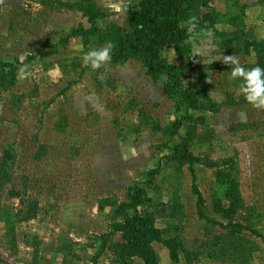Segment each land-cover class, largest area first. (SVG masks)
I'll list each match as a JSON object with an SVG mask.
<instances>
[{"label":"rangeland","instance_id":"374dc122","mask_svg":"<svg viewBox=\"0 0 264 264\" xmlns=\"http://www.w3.org/2000/svg\"><path fill=\"white\" fill-rule=\"evenodd\" d=\"M83 1L0 0V58L34 59L23 78L17 69L0 86V160L6 152L14 158L13 179L0 191V264H93L105 238L99 264H112L123 243L121 235L110 234L121 221L116 207L131 202L137 183L153 201L144 213L155 217L163 237L184 242L179 263L167 247L154 244L162 264H235L225 261L235 250L238 264H264V111L246 103L223 62L236 55L245 68L257 66L264 0L207 1L196 23L211 27H196L187 43L164 49L169 63L197 68L182 74L199 101L200 109L190 111L197 122H185L178 134L174 127L187 106L166 95L165 80L155 81L140 58L121 64L112 46L111 60L100 69L83 62L86 52L108 45L97 38L86 44L79 34L93 26ZM140 2L94 0L98 25L115 24L135 36L130 14ZM208 14L217 16L214 22ZM228 159L237 165L247 206L260 213L252 221L257 234H233L200 218L196 189L205 214L230 221L228 200L220 206V169L211 164ZM159 167L156 181L145 184L147 173ZM14 187L26 205L10 194ZM31 204L38 215L23 220ZM208 252L225 259L208 258Z\"/></svg>","mask_w":264,"mask_h":264},{"label":"trees","instance_id":"16d2710c","mask_svg":"<svg viewBox=\"0 0 264 264\" xmlns=\"http://www.w3.org/2000/svg\"><path fill=\"white\" fill-rule=\"evenodd\" d=\"M212 0H141L139 8L130 14L131 24L135 31V36L122 30L115 24L102 29L98 25L101 19L94 0H85L82 3V9L92 28L81 29L80 35L84 38L86 44L93 38H97L100 44H111L113 48L114 59L124 64L131 58H140L147 69L148 74L155 80H165V93L170 97H178L187 106V115L180 119L175 127L174 133L178 134L184 123H196L197 118L190 114V111L200 109L199 101L194 93L187 89L183 84L182 74L187 71H195L197 68L184 63H169L164 57V49L168 46H181L187 43L194 32H189L185 23L190 18L198 15V10L205 5V2ZM215 17L208 14V20L215 21ZM210 25L198 27L200 30L209 29ZM256 56L258 58L257 66L264 67V41L257 42ZM33 58H28L23 63H11L0 58V86L7 82V79L21 66L26 65ZM204 124V118H200ZM182 145L174 147L175 153L180 152ZM14 158L8 152L0 160V191L13 179ZM212 166L220 169L218 181L222 186L224 195L220 198V206L223 207V199L228 200L229 207L224 208V214L230 218L228 223L217 222V220L205 214L203 206L205 199L201 192L196 189V195L199 199L200 218L213 226H218L231 233L238 231H250L257 234L252 227L254 218L260 216L259 211L254 206H247L240 189L238 178L234 174L236 163L233 159H228L221 163H211ZM161 174V167L153 169L147 173L149 180L145 183L153 184L156 178ZM10 194L19 197L26 205L27 201L21 195L22 193L14 187ZM152 199L147 189L142 183H137L131 188V202L116 207V215L121 219L113 224L110 234L122 236L123 243L113 255L112 264H134L136 259H140L144 264H162V260L156 251L154 244L158 243L167 247L171 253V258L175 263L180 261V252L185 248L184 242L178 238L165 239L161 229L157 226L154 216L145 214L144 211L152 207ZM240 211V213H239ZM37 205H29L23 220L29 221L37 217ZM108 241L105 238L102 248L97 251L93 259V264H99V260L105 254ZM208 246V244H203ZM212 248V247H210ZM208 258L224 260V253L218 254L208 252ZM229 263H239V251L235 250L229 253ZM201 255H196L199 259Z\"/></svg>","mask_w":264,"mask_h":264},{"label":"clouds","instance_id":"9594fccd","mask_svg":"<svg viewBox=\"0 0 264 264\" xmlns=\"http://www.w3.org/2000/svg\"><path fill=\"white\" fill-rule=\"evenodd\" d=\"M188 31L193 32L197 23L195 18H190L187 22ZM11 46V45H9ZM211 51V50H210ZM209 51V56H210ZM112 45L108 44L100 49L90 50L83 56V62L90 66L92 70H98L111 60ZM224 64L231 66L230 78L239 81V91L243 95L246 103L254 109L264 111V67L255 66L245 68L241 65L238 56L231 55L223 57ZM28 66L23 65L18 70V75L23 78ZM211 83V81H208ZM238 116L241 122H246V113L240 112Z\"/></svg>","mask_w":264,"mask_h":264}]
</instances>
